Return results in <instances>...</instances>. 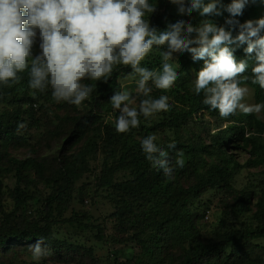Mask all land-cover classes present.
Masks as SVG:
<instances>
[{
	"label": "trees",
	"instance_id": "16d2710c",
	"mask_svg": "<svg viewBox=\"0 0 264 264\" xmlns=\"http://www.w3.org/2000/svg\"><path fill=\"white\" fill-rule=\"evenodd\" d=\"M152 3L156 10L146 18L160 30L181 17L194 26L206 18L198 11L178 13L168 0ZM227 16L207 19L223 25ZM260 17L264 4L257 0L237 19ZM245 47L234 54L249 63L244 75L250 76L254 54H245ZM162 50L153 46L142 66L158 69ZM173 57L178 64L173 86H153L151 93L167 95L170 108L140 117V125L125 133L115 130L110 117L118 113L109 101L116 91L135 95L136 76L128 66H115L106 82L83 81L93 88L86 110L83 103H57L50 88L33 95L27 70L15 83L0 85V264H22L36 240L44 242V261L61 264H264V179L261 184L249 179L242 188L236 184L244 170L261 167L264 176V113L220 117L203 104V93L192 91L203 61L193 62L187 52ZM242 86L254 103H264L258 85L248 80ZM49 103L63 114L46 125L36 107L49 117ZM27 121V128L19 127ZM45 128L66 139L57 157L21 160L9 152L13 142L22 147L28 142L24 129ZM148 135L165 146L175 142L176 149H166L169 159L174 164L175 152L183 151L184 167L170 176L153 168L140 148ZM245 153L249 158L241 162ZM206 194L218 206L204 200Z\"/></svg>",
	"mask_w": 264,
	"mask_h": 264
},
{
	"label": "clouds",
	"instance_id": "9594fccd",
	"mask_svg": "<svg viewBox=\"0 0 264 264\" xmlns=\"http://www.w3.org/2000/svg\"><path fill=\"white\" fill-rule=\"evenodd\" d=\"M168 2L178 13L198 11L206 18L194 26L181 17L160 30L146 18L156 10L152 0H0V85L15 83L27 70L33 95L50 88L57 103L80 106L93 91L83 81L106 82L115 66H128L136 76L135 95L116 91L109 101L118 113L115 130L125 133L140 125V117L170 108L167 95L152 97L153 86H173L178 76L173 53L187 52L193 62L203 61L192 91L203 93L204 105L222 118L237 112L260 118L264 103H246L249 89L242 85L250 80L264 90V17L243 23L237 19L257 0H231L226 5L223 0ZM225 12L223 25L207 19ZM245 44V54H254L250 76L244 75L249 63L234 54ZM153 46H163L161 64L155 70L141 64ZM34 49H38L35 54ZM140 148L151 166L165 176L185 165L183 151L175 152L174 164L169 159L168 150L176 149L175 142L165 146L155 135H148ZM43 244L36 240L29 245L33 264H40L46 251Z\"/></svg>",
	"mask_w": 264,
	"mask_h": 264
},
{
	"label": "rangeland",
	"instance_id": "374dc122",
	"mask_svg": "<svg viewBox=\"0 0 264 264\" xmlns=\"http://www.w3.org/2000/svg\"><path fill=\"white\" fill-rule=\"evenodd\" d=\"M37 51H38V49H37ZM245 102L250 103V104L254 103L253 94L250 90L245 97ZM83 104H82L83 106L81 105L82 110H86L89 108V105L86 101H84ZM47 106H48V108H47L48 113L50 114L49 117H46V113L42 111V108L36 107L37 117L39 118V120L42 121V123L46 122V125H47V123H50V121L54 118V115L59 112L57 110V108L54 107V105L49 103ZM60 114H63V112ZM110 120L115 121V117L114 116L110 117ZM29 123H30V121L25 122V125H24L25 128H27ZM223 127H225V126H223ZM25 131H26V129H24L23 132H21V136H23L24 134L26 135V139L28 140L26 145L24 147H22L21 145H19V143L17 141H15L11 144V146L9 148V152L13 156H15L21 160H24V159L29 158V157L35 158V159H42V160L48 159V160H50L51 158L57 157L59 150L64 145L65 140H66L61 135H59L58 132L49 134L47 132L46 128L43 130H38V129L37 130H29L30 132H25ZM48 134L50 136H48ZM239 156H240L241 162H244L246 159L249 158V155L247 153L240 154ZM93 165H97V164L94 162ZM262 169L263 168L258 167L255 169L244 170L241 174H239V176L236 177L237 187L242 188V187L248 185L249 179H255L257 184L263 183L262 180L264 179V176L261 173ZM6 181L9 184H11V180H9V178ZM208 198H210L214 202L213 207L218 206L217 205L218 199L215 198L213 200L212 194H206L204 196V200H206ZM211 213H212V211H211ZM211 213L209 214L210 218L208 221H213V216L211 215ZM67 215H70V212H67ZM1 261H3V258L0 259V262ZM19 261L22 264L33 263L30 255H23V257L20 258ZM40 264H61V263H54V262L48 261V260L44 261V259L42 258L40 261Z\"/></svg>",
	"mask_w": 264,
	"mask_h": 264
}]
</instances>
